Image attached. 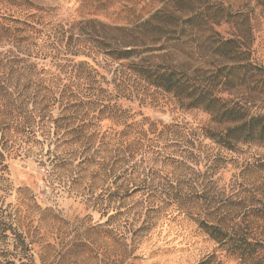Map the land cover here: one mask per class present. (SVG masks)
<instances>
[{"label": "trees", "instance_id": "trees-1", "mask_svg": "<svg viewBox=\"0 0 264 264\" xmlns=\"http://www.w3.org/2000/svg\"><path fill=\"white\" fill-rule=\"evenodd\" d=\"M0 1L21 12L23 5L34 7L31 0ZM194 1L165 0L148 17L122 26L59 19L39 8L27 18L0 14V157L24 156L51 143L61 165L96 167L109 183L97 197L103 218L98 227L107 238L116 231L126 237L123 229L142 219L137 237L176 213L193 218L225 251L252 260L264 241L239 223L231 234L230 223L251 213L249 226L264 220V198L258 200L263 208L254 209L244 199L219 201L212 176L194 170L193 181L184 159L185 150L202 152L208 141L217 149L212 169L221 167L226 151L244 170L264 176V157L252 149L264 150V64L252 55V25L230 37L216 27L248 13L211 0L196 7ZM199 32L197 44L187 40ZM154 34L162 37L161 61L148 42ZM184 51L201 60L198 68L170 56L183 57ZM99 54L116 65L113 77ZM158 90L171 94L184 113L204 111L210 123L146 116L141 108L155 102Z\"/></svg>", "mask_w": 264, "mask_h": 264}, {"label": "rangeland", "instance_id": "rangeland-1", "mask_svg": "<svg viewBox=\"0 0 264 264\" xmlns=\"http://www.w3.org/2000/svg\"><path fill=\"white\" fill-rule=\"evenodd\" d=\"M31 1L34 7L23 5L26 9L23 12L20 7L0 1V14L27 18V13L39 8L59 19H95L122 26L148 17L165 3V0ZM211 1L220 2L224 8L235 12L249 14L247 19L241 17L237 23L231 20L216 27L222 36L230 37L245 23L252 25V55L264 64V0ZM194 2L196 7L203 5L200 0ZM201 36L203 34L199 32L187 40L197 44ZM152 37L155 38L153 42L152 39L148 42L156 48L153 57L161 61L158 56L162 52L157 51L162 44L161 34ZM170 56L187 62L193 69L201 63V60L189 58L187 51L183 57ZM103 58L101 54L96 57L107 75L113 77L116 65ZM155 96V102L141 108L152 119L169 122L172 119L188 120L193 126L210 123L207 113L202 110L184 113L171 94L158 90ZM131 105L139 110L137 102ZM207 143L201 146L202 152L199 153L185 150L189 154L184 159L185 165L192 167L189 170L192 180L196 181L194 170L206 171V177L212 176L211 187L219 194V201L221 198L244 199L250 209L263 208V202L258 200L264 198V176L257 170H244L233 154L226 151H218L224 153L225 160L219 162V169H212L210 160L217 154V149ZM252 149L264 157L263 149ZM54 150V145L46 143L25 152L24 156L4 153L5 156L0 157V264H21L22 260L35 264H264V248L252 260H245L238 253H233L232 248L225 251L211 240L193 218L176 213L159 220L153 227H144L137 237L133 233L139 229L142 219L123 229L126 233L124 238L119 237L117 231L112 238L105 237L98 227L103 218L97 197L108 188L107 177L102 176L101 171L95 173L97 168L91 165L88 168H83L78 162L61 165ZM253 218L251 213L236 222L231 221V234H236L239 223L244 233L255 232V239L264 241V220L249 226ZM252 234L248 238L251 239Z\"/></svg>", "mask_w": 264, "mask_h": 264}]
</instances>
